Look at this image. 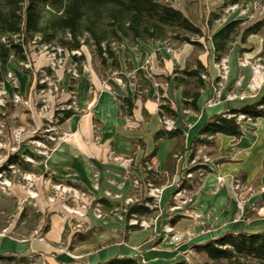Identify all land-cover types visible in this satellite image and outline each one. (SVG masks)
Wrapping results in <instances>:
<instances>
[{"label":"crops","instance_id":"obj_1","mask_svg":"<svg viewBox=\"0 0 264 264\" xmlns=\"http://www.w3.org/2000/svg\"><path fill=\"white\" fill-rule=\"evenodd\" d=\"M193 50V46L185 45L174 57L165 59L163 65L159 63L156 54L150 55L147 51L140 59L134 52L128 51L129 57L123 59L117 48L120 70H109L108 77L101 76L97 70H86L77 79L75 86V107L78 113L61 126L67 137L55 144L52 153L45 160L36 162L34 168L41 174L49 173L51 178H56L63 185L75 184L90 194L93 193L98 175L99 183L105 189L95 197L106 198V190L120 194V201H123L132 194L133 174L143 175L144 163L152 161L161 175H165L168 157L176 148L175 139H155V134L164 128L159 115L161 99L168 100L177 112L178 118L173 120L175 127L184 132L185 147L190 148L208 118L256 103L264 96L263 86L255 94L247 91L244 100L227 98L231 91L238 90L236 83L241 76L245 84L250 78L249 70L242 69L239 64L241 46L235 45L228 56L230 70L222 86H207L199 99L198 113L185 110L182 91L175 88L171 78L176 66L185 68ZM209 55L208 52L201 55L200 60L209 68L211 81H215L219 70L215 67L213 55ZM148 57L151 58V72L144 67ZM48 63L49 59L42 55L36 58L35 66L40 69L48 66ZM63 75V72H58L60 78ZM29 77L27 73L20 78L26 92ZM35 84L33 82L32 87ZM70 84L71 80L66 79L65 85ZM218 91L221 96L216 99ZM69 98L70 95L64 93L58 102H66ZM125 100L134 104L132 113ZM36 120L40 126L41 119L37 117ZM242 126L244 135L241 138L218 136L219 149L217 155L211 157L214 160L210 166L212 172L207 173L195 189L194 203L190 206L191 210L201 215L199 220L183 215L174 220L164 216L158 221L156 230L134 231L127 236V240L126 224H119L118 228L102 226L103 230L97 234L93 244H85L71 251L73 217L63 211L66 210L63 198L57 200V203H49L48 192L54 185L50 179L45 180L40 176L36 193L27 190L25 197L18 187H11L9 193H0V216L11 213L13 218L6 235L0 237V253L39 255L48 264H99L116 256L137 257L150 264H171L187 258L193 245L217 239L226 232H264V194L258 191L264 184V118L256 123H243ZM26 150L33 151L30 148ZM110 151L135 158L130 175L117 164L108 161ZM190 156L191 152L187 151L179 160L177 173L170 180L190 161ZM217 174L223 177L222 183L218 182ZM236 177H240L255 190L254 194L248 196L242 209L233 188ZM168 189H175V186L167 187L165 192ZM32 211L40 216L37 227L22 238L11 237V233H16L27 222ZM169 221L182 236L183 242L179 245L173 244L164 234V224ZM47 226L49 230L44 233ZM94 227L97 226L86 229ZM101 234L109 237L99 240Z\"/></svg>","mask_w":264,"mask_h":264},{"label":"trees","instance_id":"obj_2","mask_svg":"<svg viewBox=\"0 0 264 264\" xmlns=\"http://www.w3.org/2000/svg\"><path fill=\"white\" fill-rule=\"evenodd\" d=\"M256 1L264 3V0H223V5L227 7ZM214 21L213 18H209L203 25L198 24L175 7L170 0H0V83L11 74L9 69L11 62L16 61L22 65L31 62L30 46H35L36 49L46 47L55 52L59 48L63 51L67 50L71 60L81 64L77 68L80 76L85 73L86 56L82 51L85 47L91 54L93 69L101 76L108 77L109 70H120L117 48L125 41L129 44L139 42L148 44L156 41L168 43L175 49L191 45L194 51L187 60L185 68L176 66L171 79L175 88L182 91L183 108L198 113V102L207 86L216 85L220 81V78L211 81L209 68L200 60V55L209 50V56L213 55L214 62L220 63L223 58L229 56L234 45L239 43L241 46L239 55L242 57L245 52H249L246 48L249 39L260 35L264 29V20L245 25L247 20L241 18L232 20L207 34L206 29L212 30ZM201 39H204L205 43ZM262 56H264V42ZM45 69L44 72L56 79L52 68ZM29 75L27 92L31 90L34 79L37 81L38 91L51 90L48 82L41 83L42 73L38 71ZM76 84L77 79L73 78L68 90L75 92ZM15 91L17 92V89ZM125 101L128 103L129 112L132 113L134 104L129 100ZM160 101L159 115L162 120L178 118L177 112L172 109L168 100ZM71 104L72 100L57 107L55 118L59 119L60 126L78 113L73 107L63 109L64 105ZM13 107L12 102L8 100L7 105L0 108V111L6 113L5 110ZM4 116L6 114L1 113L0 119H5ZM240 116H245L242 122L239 120ZM261 118H264V96L256 103L208 118L190 148L185 147V134L182 130L178 128L172 131H167L165 128L159 130L155 134L157 141L175 139L177 145L168 157L166 174L160 173L153 180L159 186L165 185L176 175L177 164L187 151L191 152L190 161L203 148H205L204 153L214 157L219 149V135L241 138L244 135L242 124L256 123ZM29 120L33 121L32 118ZM8 130L9 126H7ZM35 139L42 137L37 135ZM49 145L52 148L55 146L53 143ZM27 158H31L34 163L43 161L41 156L30 150H25L21 154L20 152L10 154L0 167V173H5L2 179L14 182V169L11 168L13 166L20 172L42 176L45 180L50 179L53 184L63 185L56 178H51L49 173H39L34 168V163L27 161ZM206 169L207 172H212L210 168ZM66 185L91 195L75 184ZM98 203L105 213L118 205L106 198H96L93 206ZM131 212L148 218L154 214L148 208L137 207L132 208ZM141 229L126 226L125 240L130 233ZM48 230L49 226L44 229V233ZM101 231L94 227L89 228L88 231L80 230L74 233L69 249L72 251L79 246L93 244ZM67 232L68 228L64 238ZM192 252L190 260L185 258L171 264H192L193 261L197 262L198 258L202 259V262L195 264H264V232H226L217 239L193 245ZM0 260L4 264H30V256L18 254L0 253ZM99 264L150 263L142 262L137 257L116 256Z\"/></svg>","mask_w":264,"mask_h":264},{"label":"rangeland","instance_id":"obj_3","mask_svg":"<svg viewBox=\"0 0 264 264\" xmlns=\"http://www.w3.org/2000/svg\"><path fill=\"white\" fill-rule=\"evenodd\" d=\"M170 1L175 7L182 10L185 14L190 16L198 24L203 25V23L206 22V20H208L209 18H213L215 20L213 29L212 30L206 29L207 34H210L215 29H219L223 27L225 24H227L232 20L241 19V16L237 11L226 13V9L229 6L225 7L223 5V0H170ZM256 2L259 5V7L262 8L264 6V3L260 1H256ZM251 3L239 4V6L242 8H248ZM260 11H261L260 8H258L257 12L254 11L253 12L254 19L247 20L245 25H250L257 21L264 20V13H261ZM201 41L205 43L204 39H201ZM263 42H264V29L260 35L252 36L249 39V43L246 46L249 52H245L242 57L249 58L252 63L258 61L259 58L263 57L262 56ZM235 45L240 46L239 43H236ZM184 47L185 46L175 49L174 46L168 43H160L156 41H152L149 44H145L142 42L135 44H127V42L125 41L124 44L118 47V51L123 56V59L126 60L127 57H129L127 53L128 51L134 52L138 59H140L141 55L145 51H147L150 52V55L156 54L159 63L162 62V64L164 65L165 59L174 57V55L179 51H181ZM82 51L86 56L84 71L91 69L94 70L92 65V57L89 50L84 47ZM29 52H30V59L32 65H30V63L26 65H22L16 61L11 62L9 64L10 70L12 72L11 76H8V78L3 83H0V102L5 101L6 98L7 100H11L16 95H19L24 102L23 104L22 103L17 104L16 107L8 108L7 110H5L6 113L0 111V114L1 113H3L4 115L6 114V116H4L5 119L3 120L0 119V163L9 152H12L14 150H19L20 154L23 153L28 148H30L34 152L37 151L36 146L38 145L32 142L33 137L37 135L40 136L41 132L46 130L47 127L43 118H47V120L51 118V116L53 115L52 111L56 110L57 107L59 106L58 101L61 98L62 94L67 92L69 93L68 89L70 85L69 86L65 85V80L66 79L72 80L74 70H78L77 68L81 66V64L74 63L71 60L68 51H63L61 48H59L57 52H55L53 51V49L51 50L46 47L36 49L35 46H30ZM207 52L209 53V50L203 52L201 55H204ZM42 55H44L47 59H49L48 66L37 69L35 66L36 58ZM242 57H240L239 55V60ZM226 58L228 59V57ZM155 66H157L156 63ZM47 67H50L52 68V70H54L56 74V79H53L51 76L48 75L47 72L43 71L46 70L45 68ZM144 67L145 70L151 72V70L153 69L151 64V58L149 57L147 58V60L144 62ZM240 67L242 69H245L241 65ZM60 69L64 70L63 72L64 75L62 78L58 76V72H57ZM37 70L40 73H42V80L49 83V88L51 90H47L46 92H40L36 90L38 91L40 105H38L37 108L33 109L30 106L26 107L24 104L30 102V96L31 93L34 94L35 86L32 87V89L29 92H26L25 89L22 88V82L20 81V78L23 74L27 75V73L28 74L35 73L38 72ZM229 70H230V63H229ZM34 82H36V79H34ZM15 89H17V92L15 91ZM37 117L40 118L42 121V124L40 126H38L37 124V120H36ZM29 118H32L33 121L31 122ZM7 126H9L8 131H7ZM52 126L54 127V125ZM60 136L61 137L56 141V144L67 137V134H65L64 130L61 128H60ZM42 157L44 160L45 158H47V156H42ZM13 175H14V180H13L14 182H12L13 189L14 187H18L25 197L26 194H28L27 190L32 193H36L37 191L36 186L41 181L39 176L30 173H23L20 172L19 170L13 172ZM26 175L27 176L32 175V178L24 179L23 176L25 177ZM14 184L20 186H14ZM63 186H68V185H63ZM103 189L105 188H103V186L100 185L99 190H97L96 186L94 185L93 193H91V195L87 194L85 197L86 200L66 201L67 207L71 209H79L78 211L82 212L81 215H78L75 212L71 213L70 211L63 209V211L67 216L73 217V235L74 233L77 232L75 231V228L78 229L80 228L81 231L84 232V231H88L86 227L97 226L96 228H98V230H103L102 226L104 227L112 226L114 228H118V226H120L119 224H124L123 222L116 220L114 218L110 219V218L97 217L93 207L86 209L85 207L86 204L90 203L92 197L97 196L98 193L102 194ZM9 190L10 189L7 188L6 192L0 191V193L6 194L9 193ZM174 191L175 189H168L166 192L164 191L162 198V208H164V210L166 209V204L170 200ZM131 193H133V190ZM48 197H49L48 198L49 203L52 201H56L54 203H57V200L63 198V196L59 195V192L55 188L52 189L50 188V191L48 192ZM63 200L65 199L63 198ZM39 217H40L39 214L34 213L33 211L30 212L27 222L23 224L16 233H11V237L22 238L23 235H27L29 231H32L34 228L37 227L40 220ZM12 220L13 218L11 213L0 216V235H6L7 229H9L10 227L9 223ZM46 222H48V218L46 219ZM108 237L109 235L107 234H101L98 236L99 240H104ZM196 260L197 262H202V259L200 258ZM44 262L45 259L43 256L30 255V262H29L30 264H44ZM197 262L193 261L192 264H195ZM0 264H4L2 260H0Z\"/></svg>","mask_w":264,"mask_h":264},{"label":"built area","instance_id":"obj_4","mask_svg":"<svg viewBox=\"0 0 264 264\" xmlns=\"http://www.w3.org/2000/svg\"><path fill=\"white\" fill-rule=\"evenodd\" d=\"M258 8H260V12L264 13V6L261 8L257 4V2H253L250 4L248 8H242L239 5H232L229 6L226 9V13L230 12H238L241 18L249 20L254 19V11H258ZM263 9V10H262ZM67 51V50H66ZM70 54V53H69ZM239 64L249 70L250 72V78L248 82L245 84L244 77H240V79L236 83L237 91H231L227 98L229 100H244L247 96V91L255 94L259 90H261L264 86V56L262 58H259L258 61L252 63L249 58L242 57L239 60ZM30 65L31 62H30ZM216 68L219 70V76L220 81L216 84L217 87H221L224 79L226 78L228 72H229V60L227 58H223L220 63H216ZM86 71V70H85ZM64 72V70H63ZM11 76V74L9 75ZM80 77V74L78 70H74L73 72V78L78 79ZM46 81L41 80V83H44ZM37 84V81H36ZM35 84V91L34 94L31 93L30 96V102H27V104H24L26 107L30 106L31 108L35 109L37 108L39 103V96L38 91ZM241 89V90H240ZM44 92V91H41ZM68 93V92H67ZM70 95V98L66 102H59L58 105L65 104L72 100V104L68 106H63L64 108L71 109L72 107L76 109L75 107V92L69 91L68 93ZM73 94V95H72ZM221 92L218 91L216 95V99L220 98ZM7 98L5 101L0 102V108H3L7 105ZM12 102L13 106L16 107L17 104L24 103L23 100L19 95H16L14 98L10 100ZM263 108V106L261 107ZM55 111L53 110V115L50 119L47 120V118H43L46 120V130L40 131L42 139H35L33 137V143H36L38 146H36L35 153L39 156H49L54 147L52 148L49 143L56 144V141L60 139V128L59 125V119L55 118ZM245 119V116H240L239 120L242 122ZM164 128L167 131H172L175 129V122L172 119L165 118L163 120ZM54 125V127L52 126ZM205 148H203L199 154L188 163H185L182 166V169L177 174V176L169 180L165 185L159 186L155 183L153 178H156L160 172L158 168L155 166V164L152 161H146L143 165V175L133 174L132 176V189L133 193L126 198L123 199V201H120L122 199V196L120 194L112 193L111 191H105V197L108 199H111L112 201L116 202L118 205L112 209L110 212L105 213L102 209V206L100 203L93 206V202L96 199V197H92L90 200V203L86 204V209L92 208L95 211V214L99 218H114L116 220H119L130 227H139L142 229H153L156 230L158 221L163 218L164 216H167L168 219H173L177 216H190L194 219L199 220L201 218V215L190 209V206L194 203V192L195 188H197L204 180L205 176L207 175V169L210 168V166L214 163V160L208 156V154L204 153ZM19 150H14L12 152H9L5 158L0 163V167H2L3 163L7 160L8 155L10 154H16ZM41 156V157H42ZM43 158V157H42ZM107 159L109 162L117 164L119 167L123 168L126 171L127 175L131 174V169L133 168L135 164V158L133 156H125V155H118L112 151L109 152ZM27 161L34 163V161L31 158H27ZM35 164V163H34ZM11 168L14 169V172L18 171L13 166ZM5 173H0V191L6 192L7 188H11L13 186L12 181L8 179H2V176ZM264 176V173H263ZM40 177V176H39ZM42 177V176H41ZM98 175H96V189L99 190V179ZM24 179H31L32 175L29 176H23ZM43 178V177H42ZM44 179V178H43ZM217 180L219 183L223 182V177L220 174H217ZM54 185V188L59 192V195L63 196L65 201L71 200V201H78V200H86V193L75 189L71 186H63V185ZM175 186V191L172 195V198L170 202L166 205V209L162 208V198L164 191L167 187ZM23 187V186H22ZM24 188V187H23ZM233 188L238 200V205L242 209L245 207L248 196L255 193V190L249 186L247 183H245L240 177H236L234 179ZM80 191V192H79ZM259 193L264 194V184L259 188ZM82 192V193H81ZM65 196V197H64ZM137 207V208H148L149 210L153 211L154 214L151 217H145L140 216L137 213H132L131 209ZM65 209L71 212H77L79 209H71L65 205ZM81 229L75 228V231H80ZM164 234L167 238H170L173 244L179 245L183 242L182 236L178 234L173 227V225L169 222L164 224ZM4 236V235H1ZM193 255L192 250L189 251L187 259L190 260V256Z\"/></svg>","mask_w":264,"mask_h":264},{"label":"bare ground","instance_id":"obj_5","mask_svg":"<svg viewBox=\"0 0 264 264\" xmlns=\"http://www.w3.org/2000/svg\"><path fill=\"white\" fill-rule=\"evenodd\" d=\"M44 66V65H43ZM60 71H62L63 72V69H60V70H58L57 72H60ZM66 97V96H65ZM67 98V97H66ZM13 187V186H12ZM28 192V191H27ZM71 212V211H70ZM74 212V211H73ZM73 212H71V213H73ZM75 213H77L78 215H81L82 214V212L81 211H77V212H75ZM56 225V224H55ZM0 237H1V235H0Z\"/></svg>","mask_w":264,"mask_h":264}]
</instances>
